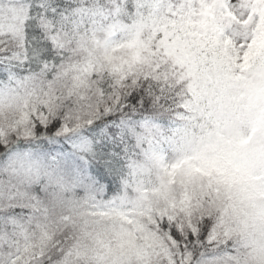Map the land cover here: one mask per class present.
I'll use <instances>...</instances> for the list:
<instances>
[{
  "label": "snow or ice",
  "instance_id": "obj_1",
  "mask_svg": "<svg viewBox=\"0 0 264 264\" xmlns=\"http://www.w3.org/2000/svg\"><path fill=\"white\" fill-rule=\"evenodd\" d=\"M0 264H264V0H0Z\"/></svg>",
  "mask_w": 264,
  "mask_h": 264
}]
</instances>
